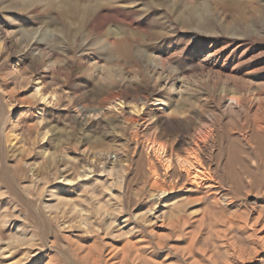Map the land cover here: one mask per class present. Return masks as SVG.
<instances>
[{
	"label": "rangeland",
	"instance_id": "374dc122",
	"mask_svg": "<svg viewBox=\"0 0 264 264\" xmlns=\"http://www.w3.org/2000/svg\"><path fill=\"white\" fill-rule=\"evenodd\" d=\"M96 261L264 264V0H0V264Z\"/></svg>",
	"mask_w": 264,
	"mask_h": 264
},
{
	"label": "bare ground",
	"instance_id": "6f19581e",
	"mask_svg": "<svg viewBox=\"0 0 264 264\" xmlns=\"http://www.w3.org/2000/svg\"><path fill=\"white\" fill-rule=\"evenodd\" d=\"M43 39L46 38V36ZM43 39H41L39 42H41ZM122 44L129 43L126 39L121 40L117 46ZM39 47L38 44H35ZM200 143L202 141H196L195 147L196 149H193V151H190L188 153H185L184 156H177L173 157L172 153H170L167 158L165 159L166 164L168 165V175L169 177H174L175 172L170 174V172L175 171L176 166L179 168V174H177L178 177H174V179L177 181L178 179H184L186 177L188 185L195 186L196 188L201 187L202 185L206 186V188H212L216 187L214 185V180L212 179L211 175V168L207 167L200 156ZM161 149V148H160ZM192 150V149H191ZM158 160V159H157ZM173 179V178H171ZM156 182V181H155ZM160 183V182H159ZM216 183V182H215ZM220 189V188H219ZM22 250V249H21ZM99 263V261H96L95 264Z\"/></svg>",
	"mask_w": 264,
	"mask_h": 264
}]
</instances>
